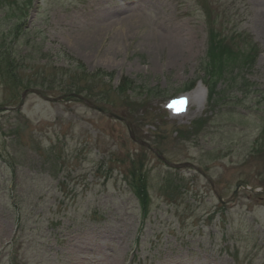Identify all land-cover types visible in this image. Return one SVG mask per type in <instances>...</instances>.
<instances>
[{
  "label": "rangeland",
  "instance_id": "obj_1",
  "mask_svg": "<svg viewBox=\"0 0 264 264\" xmlns=\"http://www.w3.org/2000/svg\"><path fill=\"white\" fill-rule=\"evenodd\" d=\"M258 11L264 0H0V107L29 89L66 95L0 112V264H264ZM54 75H82L104 113L50 94L67 82ZM180 95L183 115L167 108ZM237 184L256 190L222 204Z\"/></svg>",
  "mask_w": 264,
  "mask_h": 264
},
{
  "label": "water",
  "instance_id": "obj_2",
  "mask_svg": "<svg viewBox=\"0 0 264 264\" xmlns=\"http://www.w3.org/2000/svg\"><path fill=\"white\" fill-rule=\"evenodd\" d=\"M28 92H31V93H34V94H37V95H39L40 97H42V98H44L45 100H48V101H57V100H61L62 98H58V99H52V98H49V97H46V96H43L39 91H37V90H34V89H30V90H26L25 92H24V94H23V98L26 96V94L28 93ZM90 108H93V109H96V110H98V111H100V112H102V109L101 108H99L98 106H96L95 104H93L92 102H90V101H88V100H85V99H82ZM22 106V105H21ZM21 106H19V107H21ZM13 108H7V107H3V108H0V111L1 110H5V111H10V110H12ZM107 116H109V117H114V118H117V119H121L120 117H118L117 115H115V114H112V113H108L107 114ZM131 135V138L134 140V141H136L138 144H140V145H144V146H146V147H148V148H150V146L147 144V143H145V142H143V141H141V140H137L135 137H134V135L131 133L130 134ZM163 160H164V162H166V164L168 165V166H170V167H172V168H187V167H192V168H195L196 170H198L195 166H193L192 164H190V163H183V164H171V163H169V162H167L163 157H161ZM241 186L238 184L237 185V188H240ZM252 191L254 190V189H251ZM238 191V190H237ZM237 191L235 192V194L234 195H236L237 194ZM218 197L221 199V196L220 195H218Z\"/></svg>",
  "mask_w": 264,
  "mask_h": 264
},
{
  "label": "trees",
  "instance_id": "obj_3",
  "mask_svg": "<svg viewBox=\"0 0 264 264\" xmlns=\"http://www.w3.org/2000/svg\"><path fill=\"white\" fill-rule=\"evenodd\" d=\"M8 49V48H6ZM13 54L15 52H12ZM8 55H11V52H8ZM80 67H83L82 65L78 64L75 68H77L78 70L81 69ZM56 76V78H58V82L62 81L61 79H64V77L62 76ZM70 79V80H67ZM65 79L67 82H65L63 85H60L58 83L57 86H53V82L51 83V86L46 87L47 90H49L50 93H54V92H58L61 91L62 93H76V94H83V92H86L87 94H89L88 90L84 89L82 86L77 85L78 83H81L84 81V77L82 75H79L78 78H74L72 76H68V78ZM142 198H145V196H140Z\"/></svg>",
  "mask_w": 264,
  "mask_h": 264
},
{
  "label": "bare ground",
  "instance_id": "obj_4",
  "mask_svg": "<svg viewBox=\"0 0 264 264\" xmlns=\"http://www.w3.org/2000/svg\"><path fill=\"white\" fill-rule=\"evenodd\" d=\"M259 19H260V25L262 26V29L264 31V11H258L257 12ZM123 22V21H122ZM90 43V42H89ZM93 43V42H92Z\"/></svg>",
  "mask_w": 264,
  "mask_h": 264
}]
</instances>
